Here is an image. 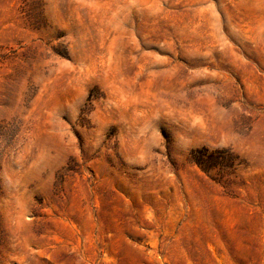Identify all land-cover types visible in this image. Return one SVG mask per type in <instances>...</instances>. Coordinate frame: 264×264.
<instances>
[{
	"label": "rangeland",
	"instance_id": "obj_1",
	"mask_svg": "<svg viewBox=\"0 0 264 264\" xmlns=\"http://www.w3.org/2000/svg\"><path fill=\"white\" fill-rule=\"evenodd\" d=\"M0 264H264V0H0Z\"/></svg>",
	"mask_w": 264,
	"mask_h": 264
}]
</instances>
